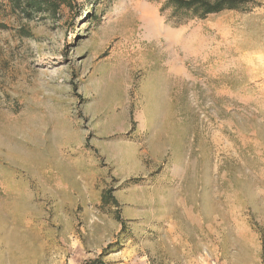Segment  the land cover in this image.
Returning <instances> with one entry per match:
<instances>
[{
	"label": "rangeland",
	"instance_id": "rangeland-1",
	"mask_svg": "<svg viewBox=\"0 0 264 264\" xmlns=\"http://www.w3.org/2000/svg\"><path fill=\"white\" fill-rule=\"evenodd\" d=\"M251 1L203 19L165 0L0 9V264H264Z\"/></svg>",
	"mask_w": 264,
	"mask_h": 264
},
{
	"label": "trees",
	"instance_id": "trees-1",
	"mask_svg": "<svg viewBox=\"0 0 264 264\" xmlns=\"http://www.w3.org/2000/svg\"><path fill=\"white\" fill-rule=\"evenodd\" d=\"M251 0H165V6L173 9V14L187 15L189 18H206L213 13H220L226 10H247ZM76 0H0V9L7 7L8 13L19 20H35L36 18L57 20L63 15L65 10H73ZM178 15V16H179ZM86 18L91 20L96 18V13L91 11L86 14ZM181 23V22H180ZM4 22H0V27H5ZM23 35H30V31L21 27ZM102 200L104 203L118 205L117 199L110 193H104ZM122 221L120 215H117ZM123 223V221H122ZM125 225V224H124ZM107 251V248L104 250ZM83 264H103L101 257L91 259Z\"/></svg>",
	"mask_w": 264,
	"mask_h": 264
},
{
	"label": "crops",
	"instance_id": "crops-1",
	"mask_svg": "<svg viewBox=\"0 0 264 264\" xmlns=\"http://www.w3.org/2000/svg\"><path fill=\"white\" fill-rule=\"evenodd\" d=\"M231 11H234V10H231Z\"/></svg>",
	"mask_w": 264,
	"mask_h": 264
}]
</instances>
